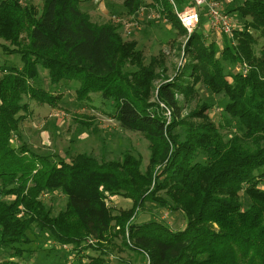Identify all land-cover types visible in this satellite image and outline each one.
<instances>
[{
  "label": "trees",
  "instance_id": "obj_1",
  "mask_svg": "<svg viewBox=\"0 0 264 264\" xmlns=\"http://www.w3.org/2000/svg\"><path fill=\"white\" fill-rule=\"evenodd\" d=\"M80 1L44 0L39 15L32 2L0 0L3 49L24 63L0 66V247H13L11 255L20 257L32 251L28 232L36 225L79 257L89 248L97 251L87 255V264H109L99 246L112 240V222L120 217L113 236L129 225L132 242L125 245L148 264H264V189L257 179L264 176V0L223 7L233 11L238 26L232 39L223 34L221 47L197 27L186 44L190 62L166 81L159 71L166 69L163 53L147 62L138 41L124 37L121 23L95 21ZM180 2L183 10L186 1ZM124 5L129 13L153 8L180 35L187 33L171 0ZM40 65L54 84L79 82L75 99L81 104L91 103L93 94L114 100L120 125L150 142L148 168L142 170L130 152L99 162L88 153L65 159L36 153L26 143L16 146L31 101L57 106L61 99L39 84ZM201 84L208 96L228 99L223 114L237 125L235 133L213 122L206 101L183 114ZM57 190L67 204L55 214L43 194ZM105 193L130 199L131 209L115 215ZM148 200L180 212L185 227L136 223ZM89 238L99 241L88 244ZM0 264L21 263L0 255Z\"/></svg>",
  "mask_w": 264,
  "mask_h": 264
},
{
  "label": "rangeland",
  "instance_id": "obj_2",
  "mask_svg": "<svg viewBox=\"0 0 264 264\" xmlns=\"http://www.w3.org/2000/svg\"><path fill=\"white\" fill-rule=\"evenodd\" d=\"M24 3L32 2L42 13L44 0H22ZM178 8L182 9L180 0H174ZM192 3L193 0H183ZM223 7L234 9L242 4L243 0H217ZM190 6V5H188ZM79 7L92 15L95 21L112 20L122 24L124 37L138 41V47L144 51L146 61L149 62L152 56L158 57L164 54L163 66L166 68L162 72L163 80H173L178 74H183L184 66L190 62V56L186 52L188 40L187 33L180 35L170 22L161 17L160 12L153 8H140L134 13H129L124 5V0H81ZM207 5L202 8V23L198 26L200 34H206L208 19L206 16ZM230 16L234 15L230 11ZM119 19V20H118ZM235 21V27L238 22ZM130 31V33H128ZM232 36V35H231ZM228 37L232 39V37ZM215 39L221 47L225 37L215 32H209L208 41ZM5 41L0 38V66L7 68L23 66L20 55L7 53L3 49ZM228 66L226 67V70ZM39 84L52 93L60 94L61 99L57 106L37 103L31 101L30 115L25 121L21 138L16 137L13 143L20 146L26 143L29 149L42 155H58L59 157L70 159L78 153H88L96 157L99 162L121 160L124 153L130 152L141 160V169L146 170L150 162V142L140 133L124 129L113 116L116 113V102L112 99H105L100 94H93L91 103L81 104L75 99V89L79 87L77 81H64L59 84L52 83L47 76V69L39 66ZM183 77L187 81L188 73ZM1 75V73H0ZM160 82V81H159ZM156 82V86L159 84ZM157 92H154L151 101H156ZM205 86L199 85V93L189 100L183 111L184 115L200 106L203 102L212 104L207 110L210 118L216 125L223 123L227 127V132L235 133L237 125H229V118L223 113V107L228 102L224 96L210 97ZM29 102V100H28ZM168 116V114H166ZM58 159V158H57ZM264 171V169H263ZM259 187L264 189V176L258 177ZM107 194V193H105ZM106 196V195H105ZM108 206L111 207L115 215L122 216L124 209L132 207V201L120 195H108ZM47 206H51L53 213H58L66 207L67 197L61 190L50 192L43 196ZM136 223L149 221H159L164 223L170 231L183 229L186 220L178 211L159 206L156 201L148 200L145 206L135 216ZM120 218V217H119ZM118 218V219H119ZM118 219L113 220L110 237L112 240L103 241L100 244V253L106 252L109 264H148V259L141 253L125 245V242H132L129 237L128 226L125 231H120L115 236L113 234L120 230L116 226ZM118 220V221H117ZM133 218L130 220L132 222ZM33 231L28 232L29 238L34 240L32 251H25L21 257L13 247H0V255L6 258H13L21 264H87V255H97L93 248L86 250L82 257L77 256L72 251L71 246H65L55 241L50 232L43 231L33 225ZM91 238L88 239L87 243ZM93 244L99 240L92 239ZM28 249V246H27Z\"/></svg>",
  "mask_w": 264,
  "mask_h": 264
},
{
  "label": "built area",
  "instance_id": "obj_3",
  "mask_svg": "<svg viewBox=\"0 0 264 264\" xmlns=\"http://www.w3.org/2000/svg\"><path fill=\"white\" fill-rule=\"evenodd\" d=\"M171 2L174 3L175 12L180 20L181 26L187 32L188 39L201 22L202 8L204 5H207V11L205 14L208 19V31H206V33L215 32L220 35L227 34L229 36L233 34L235 29V21L228 13L224 11L223 5L220 1L193 0V4L186 6L183 10L178 9L174 0H171ZM128 33H130V31H128ZM44 195L46 194H43V196ZM105 195L107 196V194ZM106 202L108 203L107 198ZM89 242L93 243L92 239H90Z\"/></svg>",
  "mask_w": 264,
  "mask_h": 264
},
{
  "label": "crops",
  "instance_id": "obj_4",
  "mask_svg": "<svg viewBox=\"0 0 264 264\" xmlns=\"http://www.w3.org/2000/svg\"><path fill=\"white\" fill-rule=\"evenodd\" d=\"M186 6H188L187 3H185V7H186ZM183 8H184V7H183ZM207 30H208V29H207ZM208 36H209V33H208L207 37H208Z\"/></svg>",
  "mask_w": 264,
  "mask_h": 264
}]
</instances>
